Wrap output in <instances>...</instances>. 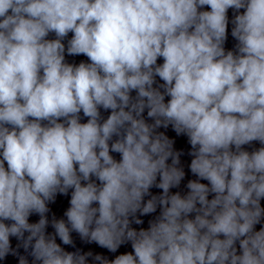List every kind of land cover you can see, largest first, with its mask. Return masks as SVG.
<instances>
[{
  "label": "clouds",
  "instance_id": "clouds-1",
  "mask_svg": "<svg viewBox=\"0 0 264 264\" xmlns=\"http://www.w3.org/2000/svg\"><path fill=\"white\" fill-rule=\"evenodd\" d=\"M185 154L196 178L182 194ZM76 237L132 251L110 260ZM9 256L264 264V0H0V264Z\"/></svg>",
  "mask_w": 264,
  "mask_h": 264
}]
</instances>
